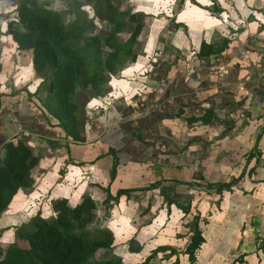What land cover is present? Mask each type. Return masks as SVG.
I'll use <instances>...</instances> for the list:
<instances>
[{
  "label": "rangeland",
  "instance_id": "1",
  "mask_svg": "<svg viewBox=\"0 0 264 264\" xmlns=\"http://www.w3.org/2000/svg\"><path fill=\"white\" fill-rule=\"evenodd\" d=\"M215 1L218 3L217 9L221 11L220 0ZM73 3H82L84 5L85 1L54 0L53 7L61 12H66L69 5ZM210 4L211 0H128L127 7L129 10L134 12L138 11L144 15L145 28L139 40L140 43L137 46L139 56L135 64L128 65L127 68L120 71L115 77L120 81V79H122L121 77H123L122 75H129L131 73L132 75L128 76L130 79L127 80V82H129V87L125 81H121V86H118V82H116L117 79H114L109 83L110 85L112 83L113 86L106 85L103 88L105 90L107 87L106 89L108 92L100 96L99 99H101V101H97L98 103L92 101L86 106L85 110L89 116L88 126H86V128L91 134V141L89 142H96L100 137L98 134L99 131L95 130L97 127H100V125L95 126V124L97 122L99 123L100 119L103 120L104 115L102 116L101 110L104 113V111L111 110L113 106L117 107L120 104L133 102L132 105H136L133 108V112L135 113L132 112L130 118L125 120L127 128L129 127L131 129H134V127H132L134 124L131 125L132 119L136 118L137 120L142 118L144 117V113L150 111L149 109H151L152 106H150L149 103H146L144 109L141 111L140 109H136L138 106L137 103L139 101H144L141 97L142 93L147 89L144 88V84L148 87L150 83L147 85L146 82L148 81L142 79L144 76L140 74L136 76L135 72H143V69H141L142 67L140 68L139 65L145 66L143 64H146L147 67L150 68L148 64L151 60V56L159 63L156 68L157 71L161 66H163L162 69L164 70L171 65L166 61L163 63L160 55L162 51L163 53L168 52V54L174 51L172 44L169 42L174 30L171 24L172 22L175 23L177 20H180L178 24L180 26V36L185 38V40L186 38L190 40V33L196 34V37L192 40L193 47L199 44L202 31L209 30L213 32L212 34H216L220 29V25L214 21V18H219V14L214 5L209 7ZM16 7L17 5L15 2L0 0V110L3 109L5 113H9L10 116L4 117L3 125L0 126V133L8 139L23 134L27 135L26 130L18 126L21 124L20 118H22V115L25 113L32 114V111L28 109L25 105L26 102L23 100L26 95H31L32 101L38 103L37 99L43 97L45 92L43 83L44 78L32 71L31 54L29 52L19 51L16 44L12 42L11 37L6 33L8 23L17 20ZM81 9L87 13L89 18L94 16L91 6L84 5ZM204 9L208 11L205 12ZM173 11L175 12L174 14ZM177 11L179 13H177ZM204 16L208 17V22L210 23L208 25H211L210 28L204 29L201 25H196L200 28L199 32H190V19L202 20ZM246 24V21L243 20V25ZM185 28L188 32H186L187 30L185 31ZM104 29H106L105 25L100 24L96 20V26L92 31L93 34L98 35ZM185 32L188 36L185 35ZM252 34L253 33L249 35ZM254 34L258 35L257 38H259L258 29ZM127 36L128 34L126 32L120 35L123 40ZM212 40L218 43L223 40H228L230 42L229 38H221L220 36L214 35H212ZM156 45L161 50H156ZM186 45L187 44H185V47H181L180 51L176 52L175 58L180 59L183 57L182 53L186 55L190 53V48ZM252 45L258 46V43L255 42ZM260 52L262 51L260 50ZM156 56L159 58H156ZM132 66L134 67L132 68ZM147 67H145V70ZM249 72L250 79L248 82H244V79V81H238L237 83L242 84L243 87L249 91H252L254 87H256L260 94H264V60L259 59L255 66L251 67ZM144 74L146 75V72ZM139 77L142 78L139 79ZM226 83L234 84L232 80L229 79L226 80ZM227 89L231 90L232 87H227ZM36 90L39 92L36 93ZM227 95L231 96L230 92H228ZM14 103H18L17 106H14ZM11 104H13V106ZM229 105H231L228 107V113L231 114L230 118H227L229 122L224 123L225 125L222 126H214V123L213 125H208L210 127L194 125L197 128L184 135L183 133H178V125H182L185 131H189L187 129L188 125L185 123L177 124L173 122L172 127H175V135L177 137L179 136L178 138L180 140H176L174 144V148L178 150H170L166 155H162V153H154L155 148H146L141 159L143 163L139 166L141 172L135 169L132 174H129L131 178L130 183H128L129 187L121 188L118 186L116 188V190L121 188L135 191L132 192L128 198L127 196H123L117 203H109L107 204L108 206L103 204L106 197L103 190H101V193L96 189L90 188L86 179H84L86 181L83 180L79 183L77 182L78 180L75 181L74 178L68 180V177L65 175V169L60 171L56 170L54 173L51 171L53 175L48 178L49 170L47 169L49 165L53 167L55 165L50 162H46L47 165H45L44 162H42V169L34 170V187L30 190L20 191L13 199L8 210L0 217V256L4 255L7 247L20 241L18 235L23 233L24 229H28V223L30 221L32 222V216L39 213L40 215L38 216L40 218L51 221L56 215L53 205L58 199L65 198L70 205L73 206L77 204L83 196L89 195L97 206V211L95 212L96 218L93 222L94 225L88 228L91 232L94 233L96 230L107 229L111 231L116 238V243L124 244L127 241L135 240L143 245L141 254L127 253L124 255V258L125 256L128 257L127 261L142 260L143 255L152 252L156 246L163 245L174 248L180 255L164 259L168 254H159L150 264H176L175 261L177 258L178 264H190L187 257L182 254V251L190 234L187 223L190 222V224H192L194 219L197 218V223L202 230L205 242L198 250L196 261L193 264H264V249H262L264 247V242H262V239L264 240V179H262L257 186H251L250 183L245 180L249 170L254 167L251 165L247 166L250 160L254 158V155L247 161V157L252 152V149L246 146V141L243 144V141L240 140V136H242L241 139L243 138V140L248 137V133L246 134V132L244 135L241 134V129L246 126H251L249 132H253L254 135L261 132L259 128H261L264 123L258 125V119L255 118L253 114L251 115L248 108H243V115L246 116L243 117L241 116L240 109L237 108L235 103L231 102ZM252 105L253 104H250V106ZM10 108L12 109L9 110ZM256 109V107L252 106V110ZM143 111L144 113L140 115ZM133 115H136V117H132ZM250 115L253 119H250ZM261 117L264 118V113ZM13 118H16V120H13ZM239 118L241 120L244 119L242 123L238 121ZM22 121V123L28 124L31 122L28 119H23ZM237 121L239 122L238 125L235 123ZM122 122L124 123V120H122L121 123ZM16 123H18L17 126L14 125ZM108 123L109 122H105L101 124L105 132L108 130V127L112 125ZM93 125L95 127L94 131H92V128H94L92 127ZM256 125L258 126L255 127ZM50 130L54 131L52 129ZM222 134H224V136ZM12 135L14 136L12 137ZM60 135L61 133L58 131L55 132V138L49 137L52 141H55L52 142V147H49L45 140L40 138L41 136L33 134V136H31L30 145L34 153L40 155L41 160L43 159L45 161L44 158L47 159L49 154L59 156L56 158H61L59 152L65 149V146H62L65 143L58 138L61 137ZM175 135L174 137H176ZM164 145H166V143H164ZM185 146L188 150L185 155H182L181 152L178 151L179 149H184ZM217 146L220 147V149H218ZM164 150L163 148V151ZM240 152H243V155H240ZM174 154H176L174 159L178 161L183 160L185 162H192V165L188 167V172L185 173L182 168L163 167L158 165V163H155L154 166L150 165L163 156H171L173 158ZM1 155L2 152L0 151V157ZM259 160L260 159H256V164H259ZM173 161L174 160H171V162ZM224 162L227 163L228 167L222 170H218L220 168L218 165H213L214 163L223 164ZM263 162L264 161L261 160L260 163ZM163 164H165V162ZM80 165L81 164H76V166ZM147 165H149L150 172ZM79 173L82 176L86 174L84 171H79ZM193 175H201L202 180H199V178L193 179ZM242 176L243 181L239 180V182L235 184L236 186L234 185L230 190L225 189L222 190V192L219 190L208 191L205 188L206 184H214V186L219 183L233 184L235 179L241 178ZM161 179L179 182L174 190H176V193L179 191L181 197L186 195L187 192L188 195L190 193V207L188 213H184L178 209L176 211L177 216L173 217V215L170 213L167 214L166 212L168 209H172L173 207L176 208L177 201L175 199L173 205L169 206L165 198H159L157 195L155 197H146L144 193H142L153 192L154 190L141 191V189ZM249 179H251V176L247 178V180ZM186 184L192 185L190 186V190L185 188L189 187L188 185L186 186ZM180 185L181 188H179ZM137 194L138 196H136ZM139 194L141 195V199ZM187 198L188 196H185L183 199L180 197L176 199L180 202L182 201V205H187L189 200ZM140 200L145 202L148 211L144 206L140 205ZM250 231L256 232L254 234L255 236L249 234L251 233ZM20 244L21 242L19 245ZM96 257L108 258L110 256L100 252L96 254ZM244 257L247 258L244 259Z\"/></svg>",
  "mask_w": 264,
  "mask_h": 264
},
{
  "label": "trees",
  "instance_id": "2",
  "mask_svg": "<svg viewBox=\"0 0 264 264\" xmlns=\"http://www.w3.org/2000/svg\"><path fill=\"white\" fill-rule=\"evenodd\" d=\"M10 1L17 5V20L8 23L6 33L19 51L31 54L32 71L44 78L45 92L43 97L37 99L38 103L32 101L31 95H26L23 99L32 114L22 115L21 124L18 126L26 130L27 135L8 139L0 133V151L2 152L0 157V217L8 210L20 191L34 187L33 174L39 166L41 157L34 153L30 145L31 136L33 134L41 136L40 138L44 139L49 147H52V142H55L49 137H54L55 132L58 131L61 133V137L58 138L66 141L65 146L68 143L77 145L85 143L88 131L86 126L89 120L85 110L86 106L108 92L107 87L105 90L103 88L106 85L110 86V81L117 79L115 77L120 71L137 62L139 56L137 46L145 28L144 15L141 12L129 10L128 0H83L84 5L91 6L94 13L92 18H89L87 13L81 9L84 6L82 3H73L69 5L66 12H61L53 7L54 0ZM216 11L219 12V9L216 8ZM96 20L106 27L98 35L93 34L92 31L96 26ZM124 32L128 36L123 40L120 35ZM228 46V40L220 41V43L217 41L208 43L203 40L192 62L209 61L211 57L223 54ZM158 64L156 60H153V71L157 70ZM205 73V69H202L198 75ZM38 92L36 90V93ZM158 107L159 105L153 106L149 109L150 111H147L148 113L141 112L140 115L144 113V117L131 122V125L134 124L132 126L134 129L129 127L128 129L126 119L123 118L124 123L118 124H112L109 119L108 124L112 125L106 132L102 128L97 130L103 131L100 141L107 148L106 155H110L113 159L109 174L110 180L116 176L120 158L138 163L146 148H155V153H162L161 147L169 146L172 141L168 138L169 131L161 125L157 126V130L152 129L147 139H144V127L140 124L141 120L149 115L151 120L159 122L163 114L160 113ZM136 109L141 111L144 108L137 106ZM212 109H206L202 117L192 116L188 119V123L213 124L212 121L217 116ZM179 110L175 114L174 111L168 109L164 116L170 119L178 118L182 114V110ZM133 111L125 109V114ZM101 113L103 114L102 110ZM6 116L8 117L9 113L1 109L0 126L3 125V119ZM23 119L31 122L22 123ZM99 123L101 127L103 122L99 120ZM17 124L14 125L17 126ZM161 138L165 141L161 143L162 146ZM253 155L254 152H251L247 161ZM174 157L176 154L173 158L163 156L155 163L176 169L192 165V162H185L182 159L178 161ZM171 160L174 161L171 162ZM196 178L202 180L201 175H193V179ZM240 179V177L235 179L233 184L219 183L215 186L206 184L205 188L208 191L230 190ZM178 184L179 182L161 179L141 191L154 190L151 193L159 198H165L169 206L173 205L175 199L177 201L176 208L173 207L175 211L180 209L188 213L190 193L188 195L187 192L181 197L179 191L176 193L174 190ZM187 185L189 187L185 188L190 190L192 185ZM101 188L106 196L103 202L105 205L117 203L123 196L128 198L135 191L117 189L112 196L109 185ZM185 196H188L189 200L187 205H182V201L178 199L179 197L183 199ZM53 208L56 215L51 221L40 218L39 213L31 217L32 222L28 223V229H24L23 233L18 235L20 241L7 247L4 255L0 256V264H150L159 254H168L164 259L180 255L174 248L159 245L152 252L143 255L142 260L127 261L128 257L124 258V255L127 253L141 254L143 245L135 240L124 244L116 243V238L107 229L91 232L88 228L94 225L97 206L89 195L83 196L73 206L67 199L60 198L54 203ZM172 209H168L166 213L171 214ZM187 224L190 234L182 254L187 257L190 264H193L205 239L197 218L192 224L190 222ZM262 242H264L263 239ZM100 252L110 257L97 258L96 254ZM175 263L178 264V258Z\"/></svg>",
  "mask_w": 264,
  "mask_h": 264
},
{
  "label": "crops",
  "instance_id": "3",
  "mask_svg": "<svg viewBox=\"0 0 264 264\" xmlns=\"http://www.w3.org/2000/svg\"><path fill=\"white\" fill-rule=\"evenodd\" d=\"M219 2H220V8L222 10L219 11L220 13L218 12L219 18L218 17L214 18V21L220 25V29L217 31V33H219L220 35L217 33L212 34L213 32L209 30L202 31L199 44L196 47H193L192 40L194 37H196V34L190 33L189 35L190 40L189 38H186L185 40V38L180 36V26L178 25L180 20H177L178 22L176 21L175 23L172 22L171 24L174 30L169 39V42L172 44L174 51H171L169 54L168 52L163 53L162 51L160 55L162 57L163 63L164 61H166L167 63H170L172 66L170 65L169 67H166V69L164 70L162 69L163 66H161V68L158 70L159 72L157 70L153 71L152 63H153V60H156V59H154L151 56V60L149 61V64H148L150 68H148L146 64H143L145 66L139 65L140 68L142 67L141 69H143V72L142 73L141 72L139 73L137 71L135 72L136 76H138V74H140L141 76H144V78L139 77V79L142 78L143 80L148 81L146 82L147 85H149V83L151 85V86L149 85L148 87H146L144 84V88H147L144 91V93H142L141 95L144 101L143 102L139 101L137 105L143 108L145 107L146 103H149V105L152 107L153 106L157 107V105H159L158 108L160 109V113L163 114L161 116L162 118L159 119V122L154 121V119L151 120L149 115L146 116L144 119H142L143 121L141 120L140 124L141 126L143 125L144 127L143 128L144 139H147V136L150 135L152 129L157 130L158 125H161L165 129H167V131H169L168 138L172 139L169 146H165L166 148H164L165 150L162 152V155H166V153L170 152V150H176V151L178 150L174 148L175 147L174 144L176 140L178 141L180 140L178 138L179 136L177 137L175 135V127H172L173 122H176L177 124L185 123L186 125H188L187 129L189 131H185L182 128V125H178L179 129L176 128L179 130L178 133L180 132V133H183L184 135H186V133L193 131L195 128H197L194 125L210 127L208 125H211V124L204 125V124H201L200 122L188 123V119H190L192 116L202 117L206 109L214 108L212 110L218 117V118L216 117L214 121H212V123H214V126L216 125L222 126V125H225L224 123L229 122L227 121V118L228 117L230 118L231 114L228 113L229 112L228 107L231 106L229 105L231 102L235 103L237 108L240 109V113L242 114L241 116L243 117L245 116L243 115V108L246 107L250 110L251 115L253 114L254 117L258 119V122H257L258 125L261 123H264V118L261 117L264 113V95L258 94L259 93L257 90L258 88L256 87H254L252 91H249V90H246V88H244L242 84L237 83L238 81L240 82L244 81V79H245L244 82H248V80L250 79L249 70L251 69V67L255 66V64L258 62L259 59L264 60V47H263L264 45V0H220ZM213 5L217 8L218 3H216L215 0H211V4L209 7ZM206 11L208 10H205V12ZM174 13L175 12L173 11V14ZM177 13L179 12L177 11ZM208 20L209 19L206 16H204L202 20L201 19H196V20L190 19V29H191L190 32H196V33L199 32L200 28L197 27L196 25H201V27H203L204 29L206 28L209 29L211 25H208L210 24ZM243 20L246 21L247 23L246 25H243ZM257 29L259 33V38H257L258 35L254 34L257 31ZM186 30L187 29L185 28V31ZM186 32H188V30ZM186 32H185V35L188 36ZM251 33L253 34L249 35ZM212 35L220 36L221 38H229L230 42H229L228 48L220 56L211 57L209 61L192 62V59L195 57V54L198 51L200 42L203 40L208 43L212 42L213 41ZM255 42L258 43V46L252 45ZM185 44L189 46L188 48H190V51H189L190 53H187V55L182 53L183 57H181L180 59L175 58L176 52L180 51L181 47L183 46L185 47ZM155 48L156 50L158 49V51L161 50L160 48H158L157 45L155 46ZM260 48H263V49H260ZM260 50L262 52H260ZM157 56L156 58H159ZM189 60L191 62L190 64H189ZM134 66H132V68ZM249 66H250V69H249ZM145 67H147L148 70L147 69L145 70ZM202 69H205L206 73L202 75H200L201 74L200 73L198 75V72L201 71ZM145 72H146V75L144 74ZM130 75L132 74L130 73L129 75L128 74L122 75L123 77H121L122 79H120V81L119 79L116 80V82H118L117 85L121 86L120 82L125 81L127 86L129 87V82H127V80L130 79L128 77ZM227 79L232 80L234 84L226 83ZM227 87H232V89L228 90ZM113 89H112V92H113ZM228 92H230L231 96L227 95ZM153 94H154V97H152ZM145 99H146V102H145ZM97 101L99 102L101 101V99L93 100V102L95 103H98ZM132 103L133 102L126 103L127 105L126 104H120L118 106L116 105L117 107H119V109L112 105L113 111H110V112L108 110L104 111V113L102 114V116L104 115L103 120L102 119L100 120H102L103 123H105V122H109V119H111L112 124H118L122 121L123 118L124 119L130 118L131 113L126 112L129 114H125V109H128L129 111L133 110V108L136 105L133 106ZM250 104H253L252 106L256 107L257 109L252 110V106H250ZM168 109L170 111H175V114H176V111L179 112L180 111L179 109H181L182 114L178 118L170 119L164 116V113ZM251 115H250L251 117L250 119H253ZM132 117H136V115H133ZM135 119L136 118L132 120H135ZM243 120L239 118L238 121L242 123ZM182 121H185V122H182ZM238 121L235 122L237 125L239 124ZM99 125L100 123L98 122L95 124V126H99ZM258 125H256L255 127H257ZM92 127H94V125ZM246 127L241 129L242 131L241 134L244 135L246 132V134L248 133V137H246L243 140V138L241 139L242 136H240V140L243 141V144L246 141V146L248 148H251L252 152H254V158L251 159L247 165V166L251 165L254 167H252L249 170L248 176H246L247 178L251 176V179H249L251 181L247 180V178L245 180L248 181L251 186H257L259 185L261 180L264 179L263 177L264 162L260 163L261 160L264 161V124L262 125L261 128H259L261 132L254 134V135H253V132H249V129L251 126L247 128ZM100 128L103 129V127H97V129H95L94 127L92 128V131H94V129L98 130ZM219 130H223V129H219ZM102 133L103 131H99L98 134L101 135ZM174 135L176 137H174ZM222 135L224 136V134ZM13 136L14 135H12V137ZM257 137L259 139L258 141L256 140ZM90 138H91V134L88 130L86 132L87 141L85 144L77 145V144L68 143L67 146L62 145V146H65V149L63 150L61 147H59L60 149L63 150L59 152L61 158H56L59 156L49 154L47 159L44 158L45 161L43 159L40 160L37 170L42 169L41 168L42 162H44L45 165H47L46 162L47 163L50 162L51 164H54L55 166L53 167L49 165V168L47 169L49 170L48 178H50L53 175L54 171L56 170L60 171V170L65 169L66 171L65 175L68 177L67 178L68 180L74 178L75 181L78 180L77 182L79 183L80 181H83L84 179H86L90 188L96 189L98 192H101V193L102 191L100 187H106L107 185H109L110 194L114 196L115 194L114 190L116 191V188L118 186H120L121 188L129 187L128 183H130L131 181L129 174H132L135 169L138 172H141L139 169V166L143 162L139 160L138 163H135L125 158L124 159L120 158V165L116 169L117 171L116 176L113 180H110L109 174H110V168L112 166L113 159L110 155H106L107 148L100 141V137L97 139L98 141L96 142H89L91 141ZM64 142L66 143L65 140ZM163 142L165 141L163 138H161L160 144ZM161 148L163 149V147ZM218 149H220V147H218ZM187 150L188 149L185 146L184 149H181V150L179 149L178 152H181L182 155H185ZM240 155H243V152H240ZM255 158L260 159L259 164H256ZM76 164H81V165L76 166ZM154 164L155 162L151 163L150 165L154 166ZM213 165H218L220 167L218 170H222L223 168L228 167L226 162H224L223 164L214 163ZM148 166L149 165H147V168L150 172L151 170L149 169ZM188 169H189L188 167L182 168V170L185 173L188 172ZM51 171H53V173H51ZM79 171H84L86 172V174L82 176L79 173ZM240 180L243 181V176L241 177ZM142 193H144L146 197L156 196V194L150 193V192H142ZM136 196H138V194ZM139 197L141 199L140 194H139ZM140 201H141L140 205L144 206L145 209L148 211V208L145 202L142 200ZM175 210L176 209L174 208L171 210L172 212L171 215H173V217L177 216L176 215L177 212ZM255 233L251 232L249 234L254 235ZM245 258L247 257H244V259Z\"/></svg>",
  "mask_w": 264,
  "mask_h": 264
}]
</instances>
